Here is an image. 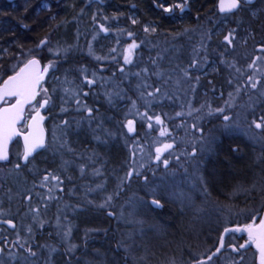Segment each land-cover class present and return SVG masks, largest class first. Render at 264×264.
<instances>
[{"label": "rangeland", "instance_id": "1", "mask_svg": "<svg viewBox=\"0 0 264 264\" xmlns=\"http://www.w3.org/2000/svg\"><path fill=\"white\" fill-rule=\"evenodd\" d=\"M96 5L94 4V9L85 8L80 11V8H78L76 12L79 11V15L86 14V16L90 17V15L94 14ZM246 13L250 14V19L246 25L240 28V32L236 34L237 28L233 26L229 30V32L236 30L234 31V39L231 45L226 44L224 41V36L227 33L223 32L227 28L229 20H224L221 23L222 25L218 26L212 32L213 36L209 44L218 49L219 55L217 59L215 58L217 64H210L209 68L206 66L203 73L199 74L194 72V68L187 70L189 76L187 78L184 76V81L189 87L198 91L197 93L192 90L194 94L189 97L176 99L164 92L159 97L153 98V100L164 105V109L168 111L167 114L174 112L172 117L177 118L174 124H177L176 121H179L180 124L184 120H187V118L193 117V114L199 108V105H196L195 101L201 97L196 98L195 95H199L202 89L215 87V91L218 93L211 97L215 100L218 95L220 96L218 97V101L221 102L218 106H215L216 109L223 108L227 112L225 115L231 117V120L228 122L231 128L228 130L225 129L223 115L222 121L217 127L219 128L218 130L227 131L228 133L239 132L247 137L256 146L257 153L255 151L253 156L256 164L262 165L264 164V143L253 139V132L248 131L247 126L251 123L253 114L257 117L264 115V52L260 50L264 46V40L261 39V36H263L264 0H261L258 5L250 9H244L239 12L242 16H246ZM253 13H255L254 17H252ZM131 16L134 17L135 14H131ZM100 22L102 24L105 23L103 21ZM104 28H107L108 31L105 32L100 27L99 31H94L90 39L89 47L94 51V55H102L106 59L110 55H116L115 53L119 54L118 52L123 55L122 57L128 54V46L124 41L125 25L111 23L104 26ZM148 29L150 30L152 28ZM111 30L114 32H111ZM118 48L119 50L117 51ZM186 51L185 49L183 53L185 54ZM258 57L260 59L257 60L256 65L249 68L248 65ZM229 65H234V67H230ZM215 69L217 70L216 77L208 79L210 73L216 71ZM236 69H240V71L237 72ZM99 70L101 69L98 67ZM124 70L125 73L132 71L128 66H124ZM133 71L139 72L136 70ZM230 71L234 73L235 78L231 77ZM247 73L250 75L255 73L253 78L259 80L260 85L258 89H252V95L247 96V99L253 96L252 99L246 102L243 101L244 103H241L240 100L237 105L235 97L240 92L238 93L236 91L238 89L236 84L247 78ZM132 74L129 73L127 75ZM206 74L208 75L207 80H200L201 75L204 76ZM55 76L56 73L51 78ZM173 76L171 75L170 77ZM143 77L144 75H140L135 79L138 83L142 84ZM197 77L199 78L198 82L196 80ZM64 80L57 78L58 89L65 88L66 86L72 92L70 94L73 98L78 95L80 99V94L78 93L80 90L76 87V84L68 83ZM105 82L108 83V86H104L109 96V102L111 100L116 102L120 100L121 103L118 105L119 110L123 106L126 108H123L124 111L122 110V119L112 120L111 118L113 117L108 116L110 119L104 122L103 115L93 112L95 115L91 114L93 116L89 117L86 110V114L83 115L84 119H81L79 114H76L72 118L64 119L63 121L69 122L66 128L63 127L62 123H53V127L51 126L52 128L49 132L48 145L43 150L44 160L41 164H31L29 166V170L32 172L31 176H28L27 170L22 166L19 170H14L12 167L5 175L3 174L2 179L4 182L0 186V195L4 193L7 198H19L16 201L19 204L22 202L20 198L26 201L27 196L31 194V200H27L31 204L30 210H28L29 206L26 210L22 209L27 219L33 224H39V221L43 218L60 234H63L67 229H71L70 236L64 237V239H66L68 246L70 244L76 245V249H80L81 242L77 245L73 241L74 232L72 230L77 229L79 240H82L86 236H89V238H91V235L96 237V234L97 236L98 234H102L101 232L114 224V227H121L119 229V233L121 234V244L119 245L121 249L128 253L131 261H135V263L133 262L134 264H142L139 261H145L148 253H144V256L139 257L132 252L131 247L133 243L126 244V242L127 240L133 241L136 239L135 242L137 243L138 240L142 242L149 238L151 239L150 235L153 231L158 237L165 236L163 226L149 224L146 227L145 222L139 220L137 217L136 212L143 209L141 206L143 204L146 206L148 201L153 198L159 199L161 203L162 198H164L176 207L174 212H176L178 220H180L181 224L186 223L188 226V231L186 230L184 232L185 236L191 230L193 231L194 238H201L202 233L197 231L196 225L199 224L202 226L203 232H207V244L214 241L218 242L221 231L229 223H240L241 221L250 219L253 215H259L257 206L255 203L253 205V202L255 199L259 203L261 199L264 200V191H261V185L264 184V167L261 168V175L259 172L257 174L255 173V178L258 179L249 185L247 191L243 188H237L228 195L226 202L221 204L214 203L215 200L209 196L208 191L205 192V182L201 174L202 158H205L208 154L212 144L211 141H213L211 131L206 133L201 132L198 130L201 129L200 127L194 128L192 127L194 123H191V129L193 131L188 132L186 135L180 133L175 134L169 131L164 136H161V129L166 130L164 123L151 124V122H147L145 116L141 113L132 111L135 108L134 104L130 103L126 106L125 103H128V95L124 93L125 89L118 81L106 78ZM234 83L236 84L234 85ZM67 85L70 86L68 87ZM230 86H234V88L230 89V93H232L234 99L230 98L228 100L232 105L231 108L226 105L225 101H222L225 88L228 90ZM75 92L77 95H74ZM82 100L84 102V99ZM38 106L36 103L35 107ZM257 109H262L260 114H256ZM130 111L133 115L130 114ZM31 112H33V108L30 109L28 114ZM43 112L46 115L45 111ZM177 113H181L179 116H183V118L178 117ZM128 120L134 121V131L138 124L141 125L143 130L147 127L153 131V136L146 142V147L139 148L137 146L138 143H142L139 137H126V133L134 132H129L127 129L126 125ZM149 124L152 126L149 127ZM181 128L180 131H183V126ZM167 143L173 144V148L162 154L161 161L163 159H168L169 161L168 166L165 167L161 161L155 159V149ZM61 144H65L66 146L61 148ZM195 147L198 149L192 151L191 149ZM68 148H71L72 151H68ZM133 152H135V156L132 155ZM193 152L195 156L190 155ZM112 155L114 157L113 164L108 158V156ZM177 157H180V159L177 160ZM35 165L40 167L34 169ZM81 165L84 166L83 173L81 172ZM141 165L143 167H140ZM133 167L142 175H134L131 180L121 184V180L125 177L129 169ZM97 170H99V175L94 174ZM49 173L53 176H58L60 182L57 183L56 180L49 179L46 184H42L43 176ZM144 177H147V182H145ZM253 184H256L255 189L252 188ZM101 185L102 187H98ZM135 187L140 188V190L145 189L143 192L147 194L140 195L138 189ZM153 191L156 193L155 197L151 195ZM117 192L119 193L118 195H116ZM109 195L113 196V199L109 204L101 207L100 205L105 204L106 197ZM34 209L38 210L33 211ZM5 210H8V208L0 205V212L3 213ZM109 213H114V215H109ZM128 228L134 229L130 230ZM146 228H150V234H147ZM46 246L41 251L39 250V253H37L38 249L33 251L37 253V256L45 259L43 264H47L49 261L50 264H53L56 258L60 256V251L51 244H47ZM142 246H144L143 242ZM50 248H55L56 251L49 254ZM164 249V246H162V249L158 251V255L163 254ZM87 251L89 250H85L84 253H87ZM91 252V255L96 252L100 254L99 251L94 249H91ZM240 256L244 257L242 264H257L256 255L252 251L249 252V249L245 248L237 254V264H239ZM154 258L158 259V264H167V261L171 259L168 257L164 259L163 257V261H161L158 256ZM230 259L231 255L230 251H228L221 255V262L218 264H231ZM88 260L87 257H84L83 260L79 258L76 262L87 261V263H90ZM14 263L25 264L23 260H14ZM30 263L32 264L33 262L30 261ZM67 264L71 263L67 262ZM145 264L151 263L147 261Z\"/></svg>", "mask_w": 264, "mask_h": 264}, {"label": "trees", "instance_id": "2", "mask_svg": "<svg viewBox=\"0 0 264 264\" xmlns=\"http://www.w3.org/2000/svg\"><path fill=\"white\" fill-rule=\"evenodd\" d=\"M69 1L73 3L72 0ZM115 1L118 7L121 4V9L114 10L111 7L107 10L95 8L94 14L88 17L85 14L79 15L76 10L73 13L69 11L66 15H61L54 3L46 7L44 0H0V82L15 71L23 60L32 55L39 56L45 66L50 61L55 63L54 68H49V78L42 85V88L47 89V95L51 97L50 104L44 110L47 116L46 127L49 134L53 123L61 124L64 119L72 118L76 114L84 119L83 115L86 114V108H92L96 114L103 115L104 122L110 119L108 116L113 117L112 120L122 119V110L124 111L126 108L123 106L119 110L120 100L109 102V96L105 89V86H108L105 79H114L121 84L125 89L124 93L128 95L126 106L135 102V108L132 111H137L143 116L146 113L145 118L151 124H157L155 117L160 116L166 125L167 133L172 131L175 134L186 135L188 132L193 131L191 123L200 127L202 132L211 131L213 141H211L212 144L208 154L205 158H202L201 174L209 196L215 200L214 203L226 202L228 195L237 188L247 189L251 183L257 181L258 178H255V173L262 174L261 168L264 167V164H256L253 158L254 154L257 153L256 146L243 134L218 130L217 127L222 121V116L227 112L217 113L212 111L209 114L210 109L215 110V106L221 103L218 101L220 96L217 95L215 100L211 97L218 93L215 91V87L202 89L199 95H195L196 98L201 97L195 101L196 105H199L197 109L199 111L193 112V117L187 118L180 124L179 121L174 124L175 119H177L172 117L174 112L167 114L168 111L164 109V105L154 101L153 98L159 97L164 92L176 99L186 98L194 92L197 93L196 90L192 92V87L185 83L183 70L193 69L189 67L193 59L201 61L199 67L194 68L196 74L203 73L204 68L206 66L209 68L210 64H217L215 58L217 59L219 55L218 49L209 44L213 36L212 32L227 19L229 24L223 32L228 34L233 26L237 28V31L235 30L237 34L240 32V28L249 22L250 14L246 13V16L240 15L239 12L222 14L218 11V0H188L187 7L184 10L175 7V5L183 3L184 0ZM260 1L257 0L253 4L247 5L245 9L258 5ZM166 7L171 8L172 11H164ZM131 14H135V16L133 17ZM122 15L124 18L117 23L125 25L124 41L126 45L129 46L133 42L138 45L132 50L131 63L128 64L125 63L120 52L104 59L105 57L102 55H94V51L89 47L92 34H94V31L100 30V21L105 22L102 25L106 26L111 24L114 16L120 18ZM252 17H254L253 14ZM133 20L136 23H132ZM145 27L155 28L156 31L152 32L150 29L145 32ZM186 29L188 31H185ZM111 32L114 31L111 30ZM128 33H132V35L129 36ZM262 33L261 39L264 40V23ZM45 37L48 38L49 42L42 48L37 49L36 45ZM185 49L187 51L184 54ZM153 60H155V63H153ZM123 65L128 66L132 71L126 73L125 70L121 71V68L124 69ZM98 67L101 70L98 71ZM145 69L147 71H144ZM216 72L217 70L211 72L208 79L215 78ZM55 73L56 76L51 78ZM129 73L133 74L127 75ZM230 73L231 77L235 78L234 73L232 71ZM140 75H144L142 84L135 79ZM171 75L174 76L170 77ZM249 75L247 73V77ZM85 76L88 79L96 80V83L87 84L84 79ZM207 76V74L201 75L200 80H207ZM57 78H60V80L65 79L64 81L68 83H75L80 90L78 91L80 99L76 92L74 95L77 96L73 98L70 94L72 92L66 86L65 88L69 89L67 93L63 87L58 89ZM246 81L247 78L241 81L242 83H234L240 89V93L238 92V96L235 97L237 105L240 100L241 103H244L253 98V96H250L247 99L248 95L253 94V90L247 85ZM157 87L161 89L159 93H154L152 97L146 95L143 98L141 97L142 92H154ZM232 88L234 86H230L228 90L225 88L222 101H228L234 97L229 96ZM85 93L87 95H84ZM40 97H45L43 92H41ZM82 99H84V102ZM77 100L82 102L81 106L77 105ZM31 108H33V105L29 106L27 113ZM62 108L67 109V111H61ZM261 110L257 109L256 114H260ZM93 112L92 114L95 115ZM130 116L128 117L130 118ZM177 116L183 118V116ZM148 117H152V119L149 120ZM181 125L183 131H180L182 129ZM21 128H25V124ZM126 134L127 138L130 136L139 137L142 143H138L137 146L144 148L146 142L152 138L153 131L147 127L143 130L141 125L138 124L134 132ZM233 148H239V151H233ZM194 149L198 148L195 147L191 150ZM108 158L113 164V155L108 156ZM136 189H138L140 195L147 194L143 192L145 189H141L142 192L140 188ZM256 201L257 199L253 202V205L255 203L258 212H261L264 200L261 199L260 203ZM162 204L164 205L163 208H155L150 203L146 206L143 204L141 206L143 209L136 213L139 220L145 222L146 227L149 224L163 226L165 236L158 237L153 231L150 235L151 239L142 241L144 246H142L140 240L136 243V239L133 241L127 240L126 242V244L133 243L131 247L133 254L135 253L140 257L144 256V253H148L145 261H149L151 264L159 263L158 259L154 258L155 256H158L161 261H163V257L164 259L167 257L179 258L181 257L182 247L193 242L199 243L204 238L202 226L196 225V223V229L202 233V237L194 238L191 230L185 236L184 232L188 231V226L186 223L181 224L178 220L176 212H174L176 207L164 198H162ZM114 226L113 224L111 227H107L98 236L96 234L91 248L88 249L89 251L80 255V260L87 257L90 263L83 261L76 264H134L135 261H131L128 253L122 250L119 245L121 244V234L119 233L121 227ZM128 229L133 230L134 228ZM146 229L147 234H150V228ZM162 246L165 248L163 254L158 255V251L162 249ZM91 249L99 251L100 254L96 252L91 255ZM134 259L138 260L137 258ZM145 261L139 262L145 264ZM67 262L60 255L53 264H67Z\"/></svg>", "mask_w": 264, "mask_h": 264}, {"label": "snow or ice", "instance_id": "3", "mask_svg": "<svg viewBox=\"0 0 264 264\" xmlns=\"http://www.w3.org/2000/svg\"><path fill=\"white\" fill-rule=\"evenodd\" d=\"M251 3V0H219V10L220 12H225V13H237L242 10H244L247 5ZM188 0H184L183 3L175 5V7L180 8L181 10H184L187 7ZM164 11L171 12V8H166ZM255 15V13H253ZM132 23H136L135 20L132 21ZM103 31L107 32L108 29L104 28L103 25L100 26ZM145 32H148L149 29L145 27L144 29ZM152 32H155L156 29L153 28L151 29ZM185 31H188L187 29ZM234 31H230L227 35L224 36V41L226 44L231 45L233 43L234 39ZM129 36L132 35V33H128ZM48 38L45 37L44 39L40 40L39 44L36 45V48L39 49L42 46H45L48 43ZM138 47V45L133 42L128 46V54L124 56V61L125 63H131V52L133 49ZM262 52H264V46L261 47L260 49ZM51 51V49H49ZM67 51V50H65ZM195 51V50H194ZM31 52V50H30ZM198 55V53H197ZM99 59V57H97ZM260 58L258 57L256 60H253L252 63L248 65L249 68L254 67L256 65L257 60ZM40 61L36 58L29 59L27 63L24 65V67L20 68L18 72H16L14 75L8 76L6 80L3 82V86L0 87V102H3L4 104H8L9 98H16L15 103L10 104L9 106L2 107L0 108V161H7L8 160V148L7 144L8 141L11 140L13 136L17 135H22V133L18 132L16 129V125L24 119V110H25V105H31L33 101H36V97L40 95L41 92L44 93L45 98L42 99V101H36V103L39 105V107H35L33 105V111L34 115L31 116L30 118V123L26 125V128L28 129L26 134L24 135V141H25V149L24 153L22 156V160L25 162L29 161V157L32 156L33 152H35L38 148H43L45 146L44 143V138L42 135L43 129L40 127V122L44 120V117L40 114L39 109L45 108L48 106L51 102V97L47 95V89H44L41 87V81L44 79L43 73H46L49 68H54L55 63L53 61H50L48 65H46L43 70L41 71L38 68ZM153 63H155V60H153ZM201 61L197 59H193L192 62L190 63L189 67L190 68H197L199 67ZM230 67H234V65H229ZM121 71H123V68H121ZM144 71H147L145 69ZM237 72L240 71V69H236ZM184 76L187 78L189 76V73L187 70H183ZM255 73L253 75H249L247 77V85L251 89H258V86L260 85V81L254 79ZM85 81L87 84L91 85L96 83V80L94 79H88L87 76L84 77ZM197 82L199 81V78H196ZM231 83V81H229ZM194 91V88L192 89ZM64 91L67 93L69 92V89L65 88ZM161 89L159 87L154 89V92H147V93H141V97L143 98L145 95L148 97H152L154 93H159ZM237 92L240 91V89H236ZM84 95H87L85 93ZM229 96H232V93H229ZM77 105H81V101L77 100L76 101ZM226 105L231 108L232 105L228 102L225 101ZM135 104V102H133ZM89 116H91L93 109L92 108H86ZM61 111H67V109L62 108ZM199 111V110H197ZM212 111H215L217 113H223L224 109L223 108H217L215 110L210 109V113ZM145 116L147 115L146 113L144 114ZM177 115H181V113H177ZM191 115V113H189ZM149 120L152 119V117H148ZM155 120L157 124L163 123L161 120L160 116H156ZM223 120L225 121V129L228 130L231 128V125L228 123L231 120V117L228 115L223 116ZM63 127H68L69 122L68 121H63L62 122ZM152 125L149 124V127ZM127 129L129 132L134 131V121L133 120H128ZM192 127H197L195 124L192 125ZM199 131L202 132V129H198ZM247 130L250 132H253L252 138L257 140L258 142L264 143V115L260 116H255L253 114V118L251 120V123L248 124ZM253 130H258V131H253ZM166 134L165 129H161L160 135L164 136ZM65 144H61L60 147L63 148L65 147ZM173 148V144L167 143L163 144L161 147H157L155 149V159L157 161H161L162 154L166 152L167 150ZM68 151H72L71 148H68ZM233 151L238 152L239 148H233ZM133 156H135V152L132 153ZM191 156H195V153L193 152L190 154ZM177 160L180 159V157L176 158ZM165 167L168 166V159H163L161 161ZM14 170H19L21 165L17 163L16 165L13 166ZM140 167H143L141 165ZM84 171V166L81 165V172L83 173ZM94 174L99 175V170H97ZM136 175L140 176L142 175L139 173L136 168H130L129 171L126 173L125 177L121 180V184H123L125 181L131 180V178ZM49 179L56 180L57 183L60 182V178L58 176H53L50 173L43 176L42 178V184H46ZM145 182H147V177H144ZM98 187H102L98 186ZM252 188H256V184L252 185ZM239 190V189H238ZM247 191V189H244ZM51 191V190H50ZM261 191H264V184L261 185ZM205 192H207V189L205 188ZM119 193L117 192L116 195ZM153 197H155L156 193L153 191L151 193ZM27 199L31 200V194L27 196ZM113 199V196L109 195L106 197L105 204L100 205L101 207L106 206L111 202ZM152 206L155 208H163L164 205L161 203L159 199L153 198L150 201H148ZM38 209H34L33 211H37ZM109 215H114V213H109ZM251 223L245 224L243 227H237L235 229H224V231L227 233L229 231H236V232H241V231H246L248 239L243 243L240 244L239 247H236L234 245H229V247L232 248L233 252H236L237 254L240 253L241 250L245 249L246 246H250L251 244H254L256 249H258L259 252V264H264V217H258L256 215H253L250 217ZM259 219V223H256V220ZM8 225L11 227H15V225L12 223L11 220L5 221ZM29 233H31L32 228H28ZM71 234V229L65 230L63 233L64 237H68ZM20 237H17V240L15 242H12L11 244H7V242H0L4 243L7 246V253L5 247H0V264H11L12 261L14 260H23L25 264H30L31 259L37 257V253L33 251L32 247L30 245H25L20 243ZM47 247V246H45ZM76 245L70 244L67 248V252L69 254L73 253L76 250ZM20 248V249H25L27 252V255H18L15 249ZM224 248V238L223 236L220 237L219 239V246L215 248V251L211 252V254L207 256H199V257H193V260L190 262V264H212L214 257H216L218 254L221 253V250ZM55 248H50L49 249V254L52 252H55ZM244 257L240 256L239 257V264H242ZM50 264V261L48 262ZM167 264H176L175 258H171L167 261ZM234 264H237V262H234Z\"/></svg>", "mask_w": 264, "mask_h": 264}, {"label": "flooded vegetation", "instance_id": "4", "mask_svg": "<svg viewBox=\"0 0 264 264\" xmlns=\"http://www.w3.org/2000/svg\"><path fill=\"white\" fill-rule=\"evenodd\" d=\"M72 1L73 3H70L69 0H44V5L48 7L52 5V3H54L57 11H59V14L61 15H66L67 13H69V11L73 13L78 8H80V11L84 10L85 8L94 9V4H97L95 8H99V9L107 10L110 7L113 8L114 10L121 9V4L118 7L115 0H72ZM91 16L92 15H90V17ZM123 18H124L123 15L120 18H116L114 16L112 18L111 23L116 24L117 22H120L121 19ZM99 23L102 24L101 22ZM48 140H49V135L47 141ZM12 144L13 145L10 147L9 160L6 162H0V186L4 182L2 179L3 174L5 175V173L8 172V170H10L17 163H19L22 167H24L27 170L28 176H31L32 172H30L29 166L31 164L33 165L41 164L44 160L43 150L46 147H44L41 151H38L32 156H30L29 161L25 162L22 160V156L24 153V146L21 137H17ZM36 167H40V166L35 165L34 169ZM18 199L14 197L11 199L7 198L6 194L4 193L0 195V205L8 208V210L3 211V213L0 212V242H7V244H11L12 242H15L17 240V237L19 236L21 238L20 243L25 244L26 246L30 245L33 250L38 249L37 253H39V250L41 251L42 249H44V247L47 244H51L55 246L57 249H59L62 258L63 259L65 258V260H67L71 264H76L77 263L76 261L79 259L80 255H82L85 250L91 248L92 246L91 243H93L94 237L91 235L90 236L91 238H89V236H86L82 240H79L78 230L74 229L72 230L74 232L73 241L77 245H79V242H81V245H80V249H76L72 255L69 254L67 252L68 245L66 239H64L63 234L58 233V231L55 230L53 227H51L49 223H47L43 218L39 221V224H33L29 219H27L24 216V211H23L26 210L28 206H29L28 210H30L31 204L29 203V201H27L29 199H26V201H24L23 198H20L22 202L17 204L16 201H18ZM2 200H3V204H2ZM258 214L261 215V212H259ZM7 220H11L12 223L15 225V227L13 228L7 223H5V221ZM258 220L259 219H257L256 222ZM248 223H251V219L241 221L240 223H235V222L229 223L227 226H225V228L233 225L244 226L245 224ZM29 227L32 228L31 233H29L28 231ZM223 230L221 231L220 237L222 236ZM202 233L204 234V238H202L201 242L199 243L193 242L192 244H188L182 247L181 257L175 259L176 264H190V262L193 260V257L207 256L211 254V252L215 251V248L219 246V240L218 242L214 241L212 243L207 244L206 232H203L202 230ZM247 239L248 236L246 231H241V232L231 231L230 233H228L224 241L225 242L224 248L221 250L220 254L214 257L212 264H218L219 262H221L220 261L221 255L227 253L228 251H230V255H231V259H230L231 264H234V262H238L237 253L233 252L232 248L229 247V245H234L237 247V245L243 244ZM0 247L6 248V252H5L6 254L8 250L6 244L0 243ZM246 249H249V252L252 251L256 255V251L253 247V244H251L250 246H246ZM14 251H16L18 255H27L25 249L17 248ZM31 261L33 262L32 264H43L45 262V259H43V257L37 256L36 258L31 259ZM11 264H15L14 261H12Z\"/></svg>", "mask_w": 264, "mask_h": 264}, {"label": "water", "instance_id": "5", "mask_svg": "<svg viewBox=\"0 0 264 264\" xmlns=\"http://www.w3.org/2000/svg\"><path fill=\"white\" fill-rule=\"evenodd\" d=\"M12 1V0H11ZM256 0H251V3H254ZM218 5H219V0H218V2H217V7H218ZM218 11L220 12V10H219V7H218ZM220 13H222V14H230V13H225V12H220ZM43 47V46H42ZM42 47H40V48H42ZM36 58V59H38L39 61H40V63H39V65H38V68L42 71L43 70V68L45 67V65H44V62L41 60V58L39 57V56H37V55H34V56H31V57H29L27 60H25L13 73H11V74H9V75H7L1 82H0V87H2L3 86V82H4V80H6L7 78H8V76H11V75H14L16 72H18L19 70H20V68H22V67H24V65L27 63V61L29 60V59H32V58ZM49 73H50V71L48 70L46 73H43V76H44V79L41 81V86L43 85V83L48 79V76H49ZM39 97H40V95H38L37 97H36V101H42V99H44V98H40L39 99ZM11 101L10 102H8V104H4L3 102H0V108H2V107H6V106H9L10 104H12V103H15V99L16 98H9ZM36 101H33L32 102V104L31 105H33ZM30 105H25V110H24V119L22 120V121H20L17 125H16V129H17V131L18 132H20V133H22V135H17V136H13L12 138H11V140H9L8 141V144H7V148H8V160H9V157H10V146H11V144H12V142L17 138V137H21V140H22V143H23V146H24V149H25V141H24V135L23 134H26L27 133V131H28V129L26 128L25 130H22V129H20V125H22L23 123H24V121H25V115H26V111H27V109H28V107H29ZM39 107V106H38ZM47 107V106H46ZM46 107L45 108H41V109H39V111H40V114L44 117V120L43 121H41L40 122V127L43 129V132H42V135H43V138H44V143H45V145H46V143H47V135H48V131H47V128H46V124H45V121H46V115L44 114V110L46 109ZM35 113H34V111L33 112H31V114L28 116V119H27V122H26V125L28 124V123H30V118H31V116L32 115H34ZM45 147V146H44ZM43 147V148H44ZM43 148H38L35 152H33V154H35L36 152H38V151H41ZM32 154V155H33ZM7 160V161H8ZM0 162H5V161H0ZM260 217H264V207H263V210H262V213H261V216ZM259 223V221L257 222V224ZM237 227H243V226H235V225H233V226H230V227H226L227 229H235V228H237ZM225 228V229H226ZM231 231H229V232H225L224 230H223V232H222V236H223V238H224V241H225V238H226V235L228 234V233H230ZM225 243V242H224ZM253 247H254V249L256 250V252H257V254H256V263L257 264H259V252H258V249H256V247H255V245L253 244Z\"/></svg>", "mask_w": 264, "mask_h": 264}]
</instances>
